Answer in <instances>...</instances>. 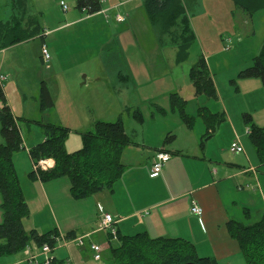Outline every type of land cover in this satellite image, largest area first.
<instances>
[{
    "label": "rangeland",
    "instance_id": "rangeland-1",
    "mask_svg": "<svg viewBox=\"0 0 264 264\" xmlns=\"http://www.w3.org/2000/svg\"><path fill=\"white\" fill-rule=\"evenodd\" d=\"M76 1L26 0L19 4L18 0H0V21L8 22L25 8L37 21L35 26L41 27L40 35L23 45L0 50V71L8 76L3 86L5 97L13 114L20 119L19 129L27 145H35L45 136L38 122L70 129L73 142L76 136L82 138L81 134L93 132L96 122L115 123L121 118L126 133L138 144L125 149L123 160L131 165V170L140 172L153 160L152 151L144 146L159 147L168 136L174 140L166 144L169 147L189 146V140L203 135L205 125L200 112L207 108L225 115V122L210 143L213 152L219 147L228 148L225 157L241 155V164L248 166L246 155L230 151L231 144L239 139L259 169L260 188L254 181L242 182L240 192L235 184L231 185L240 204L239 211L232 208L235 219L246 225L257 222L264 214L261 174L264 165L260 164L249 139L244 115L249 114L255 125L264 127V87L260 79H244L241 73L254 65L264 45V9L251 17L233 0H184V6L193 8L187 12L191 33L184 26L166 33L161 25L149 20L145 0H116L127 3L119 9L128 16L123 23L115 22L113 13L107 14L108 21L104 15L88 16L77 9ZM67 23L74 24L65 26ZM56 28L59 29L44 39L50 54L49 62L45 63L40 36L44 35V29ZM188 41L189 50L178 62V45ZM202 58L206 59L215 82L216 100L195 94L191 69ZM43 84L54 102V107L46 111L41 110ZM182 110L193 120L191 127L184 121ZM135 111L142 122L134 117ZM3 143L0 123V145ZM14 160L21 183L27 189L26 169L30 168V162L26 151L17 153ZM42 160L34 165L38 166ZM223 190L226 191V186ZM223 195L228 198L226 192ZM24 226L27 231L33 230L29 220ZM63 238L59 235L55 240ZM63 246L57 242L51 256L64 264H114L109 250L102 254L101 261H96L87 240L84 246ZM37 255L42 257L41 261L45 260L43 254Z\"/></svg>",
    "mask_w": 264,
    "mask_h": 264
},
{
    "label": "trees",
    "instance_id": "trees-1",
    "mask_svg": "<svg viewBox=\"0 0 264 264\" xmlns=\"http://www.w3.org/2000/svg\"><path fill=\"white\" fill-rule=\"evenodd\" d=\"M19 4L25 0H18ZM195 1V0H193ZM237 7L249 16L264 9V0H233ZM79 11L93 16L102 11V0H77ZM144 8L149 20L162 26L164 32L184 26L191 33L187 11L191 10L184 0H145ZM193 9V8H192ZM13 17L6 23H0V50L25 41H29L37 34L40 35V24L29 18L24 27L20 17ZM39 32V33H38ZM193 39V34L190 35ZM191 39V40H192ZM43 45V44H42ZM177 61H181L189 50V41L179 44ZM244 79H260L264 87V45L261 53L254 59V65L241 73ZM191 78L196 96H207L218 99L215 82L210 73L205 58H202L191 69ZM176 101V100H175ZM174 102V101H173ZM54 107L51 94L45 84L41 89V110L46 111ZM134 117L142 122L141 115L135 111ZM182 117L189 127L193 120L182 110ZM206 132L202 137L201 146L212 137L219 126L225 122L224 114L212 113L203 108L200 112ZM14 117L0 85V123L4 143L0 145V204L3 222L0 224V258L14 257L23 254L27 246L36 244L38 247L49 245L53 250L59 236L57 230L40 234L37 230L27 231L24 222L30 217L24 190L18 175L15 156L24 149L18 121ZM248 127L249 139L256 151L261 165H264V127H258L249 114L244 115ZM44 130L45 141L30 149V158L36 164L42 159H54L52 170L32 172L29 179L50 182L67 177L70 181V194L76 200H84L100 192H113L115 185L125 173L123 163L125 149L133 143L126 133L123 120L115 123L98 121L94 131L81 134L82 148L74 153L66 150V141L70 129L52 123L38 122ZM173 137L168 136L165 144H169ZM246 212L248 210L246 209ZM229 235L237 241L245 264H264V214L251 225L238 220H230L227 224ZM75 234L70 232L66 239H73ZM113 242L109 247V254L114 264H218L214 258H202L196 247L184 239L152 238L148 233L134 236H122L118 231V245ZM51 264H64L54 258Z\"/></svg>",
    "mask_w": 264,
    "mask_h": 264
},
{
    "label": "crops",
    "instance_id": "crops-1",
    "mask_svg": "<svg viewBox=\"0 0 264 264\" xmlns=\"http://www.w3.org/2000/svg\"><path fill=\"white\" fill-rule=\"evenodd\" d=\"M23 2L26 3V0ZM107 4L109 5L105 6ZM117 4L120 7L114 8ZM126 4L116 0L112 2L103 0L102 11L96 15H104L108 21L107 14L113 13L112 17L117 22V14H122L119 9L122 10ZM191 10L187 12L190 13ZM16 14L21 16L22 24L27 27L31 13H26L24 8ZM127 18L128 16L126 22ZM2 22L0 21V23ZM73 24L67 23L65 26ZM59 28L52 31L44 29V35L40 36L43 44L48 34ZM23 43L13 46L23 45ZM0 74L6 76L8 80V76L2 71ZM14 117L19 119L15 115ZM205 131L206 128L204 134ZM216 132L212 134L204 147L201 146L204 134L197 135L196 140L195 138L189 140V146L183 144L184 146L169 147L165 143L154 148L144 146V149L152 151V159L161 149H165L171 154V160L160 175H151L153 160L140 172L131 170V165L126 164L123 160L126 166L125 173L115 185L113 192H100L80 201L71 197V185L67 178L47 183H43L39 179L35 181L29 179V174L34 172V162L29 154L30 149L43 143L45 136L39 143L32 146L27 145L24 141L22 151H26L28 155L30 168L26 169L28 171L27 189L23 187L22 183L21 185L31 212L27 219L31 222V229L37 230L40 234L57 230L58 234L64 238L68 233L73 232L74 238L66 239L67 244L66 246L63 244V247L79 245L75 240L84 238V243L80 246H84L85 240H87L89 248L92 243L98 244L103 247L104 253L108 252L109 243L112 241L108 234L98 231V223L101 214L108 213L113 216L116 228L122 236L148 233L152 238H180L191 242L202 258H214L218 264H244L240 247L227 230L228 222L237 220L232 208L238 210V206H240L239 198L231 185L235 184L237 191L240 192L242 182L252 184L254 181L253 183L256 182L260 188L259 169L251 159L252 154L247 155L246 151L242 154L246 155L248 166L241 164L243 159L239 154L234 158L225 157L228 148L219 147L216 152H213L210 143L215 138ZM173 142L174 140H170L169 144ZM135 146L138 147V144L133 142L128 147ZM66 148L69 153L80 150L82 138L76 136L71 142L69 134ZM51 162L54 167V160L51 159ZM261 174L264 175L263 172ZM225 186L226 191L223 190ZM224 192L228 198L223 195ZM193 201H196L203 210L201 218L191 213ZM31 247L36 255L39 254L40 247L36 244H32ZM19 256L21 257L19 259H16L18 256L1 257L0 264H27L26 256L24 254ZM41 259L42 257L39 256L38 261L43 263Z\"/></svg>",
    "mask_w": 264,
    "mask_h": 264
},
{
    "label": "built area",
    "instance_id": "built-area-1",
    "mask_svg": "<svg viewBox=\"0 0 264 264\" xmlns=\"http://www.w3.org/2000/svg\"><path fill=\"white\" fill-rule=\"evenodd\" d=\"M103 1V0H102ZM120 6H118L119 8ZM63 9L66 11L68 10L67 6H63ZM126 15L123 14H117L116 16V21L118 23H123L126 20ZM41 53L43 56V62L48 63L50 60V54L48 51V48L46 47L45 44L42 45L41 48ZM7 81V77L0 74V85L3 86V84ZM230 151L233 154H241L244 153L245 149L242 146L241 142L239 139L234 141L231 144ZM171 160V154L166 151L165 149H161L157 151L154 159H153V164L151 167V175L152 176H157L160 175L166 166V164ZM53 169V164L51 162V159H45L42 160L38 166L34 165V171L37 172V170H42V171H50ZM191 213L194 214L195 216L201 218L203 214L202 208L198 205L196 201L192 202L191 206ZM98 231L99 232H105L109 236L112 237L113 241L118 240V230L116 228V221L114 220L113 216L108 213H102L100 216V220L98 223ZM62 242L65 246L67 244V240L63 238L62 240H57V242ZM79 245H83L84 243V238H77L75 240ZM90 248L92 252L94 253V259L96 261H101L102 260V253H103V247L98 244L92 243L90 245ZM53 249L49 245H44L43 247L39 248V253L43 254L45 256V261L43 263H40L38 261V255L33 254L32 247L27 246L24 255L26 256V262L27 264H51L53 261L54 257L51 256Z\"/></svg>",
    "mask_w": 264,
    "mask_h": 264
},
{
    "label": "water",
    "instance_id": "water-1",
    "mask_svg": "<svg viewBox=\"0 0 264 264\" xmlns=\"http://www.w3.org/2000/svg\"><path fill=\"white\" fill-rule=\"evenodd\" d=\"M183 264H196V263H191V262H188V263H183Z\"/></svg>",
    "mask_w": 264,
    "mask_h": 264
}]
</instances>
